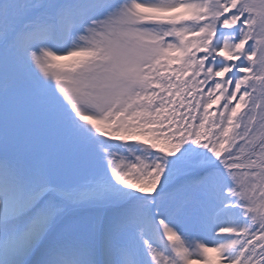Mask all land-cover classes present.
<instances>
[{"label": "snow or ice", "instance_id": "6c2138e0", "mask_svg": "<svg viewBox=\"0 0 264 264\" xmlns=\"http://www.w3.org/2000/svg\"><path fill=\"white\" fill-rule=\"evenodd\" d=\"M0 264H264V0H0Z\"/></svg>", "mask_w": 264, "mask_h": 264}, {"label": "rangeland", "instance_id": "374dc122", "mask_svg": "<svg viewBox=\"0 0 264 264\" xmlns=\"http://www.w3.org/2000/svg\"><path fill=\"white\" fill-rule=\"evenodd\" d=\"M215 107V106H214Z\"/></svg>", "mask_w": 264, "mask_h": 264}]
</instances>
